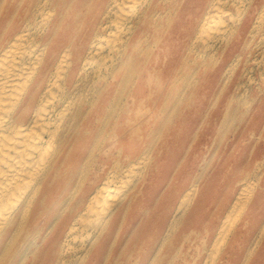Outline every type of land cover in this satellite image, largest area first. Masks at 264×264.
<instances>
[{"label": "bare ground", "instance_id": "obj_1", "mask_svg": "<svg viewBox=\"0 0 264 264\" xmlns=\"http://www.w3.org/2000/svg\"><path fill=\"white\" fill-rule=\"evenodd\" d=\"M260 32L264 0H0V264H212L257 172L201 249L197 173L176 176L198 71L225 54L223 80Z\"/></svg>", "mask_w": 264, "mask_h": 264}, {"label": "rangeland", "instance_id": "obj_2", "mask_svg": "<svg viewBox=\"0 0 264 264\" xmlns=\"http://www.w3.org/2000/svg\"><path fill=\"white\" fill-rule=\"evenodd\" d=\"M190 11L188 7L185 8L187 15ZM244 23L245 20L242 21V25ZM261 32L253 41L246 43V46L242 44L243 40L240 37L232 41V52L240 55L239 61L231 73L215 85L212 81L219 65L227 59L225 54L217 55L211 60L209 67L198 71L199 83L195 87L196 107H198L196 111L199 118L196 138L192 144L194 146L185 157L181 172L179 171L176 176V181L183 183L187 176L189 177L194 171L197 173L202 204L197 217L200 236L197 239L198 249L204 244L207 246L210 244V240L207 239H210L211 229L219 222L226 205L235 193L236 186L233 184L238 179L239 172L245 171L247 175L257 172L256 187L249 205L239 218L240 224L236 225L235 241L232 239L233 236H230L212 264H264V238H262L264 236V54L260 52L264 47V39L261 38ZM228 46L225 52L227 50L231 52ZM223 111H226V114ZM222 113L227 115L224 121L221 120ZM99 174L98 171L96 175ZM159 175V172L152 174V184L156 183ZM94 178L89 180L88 185L94 182ZM202 256V252L199 253L198 260H201L199 264H202Z\"/></svg>", "mask_w": 264, "mask_h": 264}]
</instances>
